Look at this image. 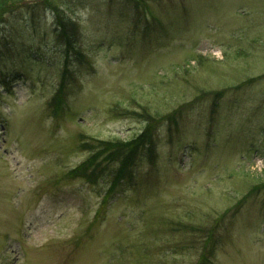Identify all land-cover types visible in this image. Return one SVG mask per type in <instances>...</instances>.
Instances as JSON below:
<instances>
[{"label": "rangeland", "instance_id": "obj_1", "mask_svg": "<svg viewBox=\"0 0 264 264\" xmlns=\"http://www.w3.org/2000/svg\"><path fill=\"white\" fill-rule=\"evenodd\" d=\"M39 1L0 24V264H204L216 223L208 264H264V0H54L67 61ZM178 107L105 204L108 179L65 175Z\"/></svg>", "mask_w": 264, "mask_h": 264}, {"label": "trees", "instance_id": "obj_2", "mask_svg": "<svg viewBox=\"0 0 264 264\" xmlns=\"http://www.w3.org/2000/svg\"><path fill=\"white\" fill-rule=\"evenodd\" d=\"M23 1L25 0H0V24L3 22L5 15H7L8 12H11ZM131 1L138 4V0ZM39 3L50 5L55 12V22L58 27L56 30L59 31V37L65 47L66 61L70 56V50H73L75 54H81V51L76 47L75 42V38H77L78 35L75 19L70 15L67 16L62 14L60 7L54 4V0H40ZM66 72L67 68L64 70V73ZM64 85L65 82L63 80L56 91V94H54L50 101L49 108L55 115L60 114L65 105L63 104L66 101ZM215 93L216 97H219L222 95L223 90H218ZM182 111L183 107H178L164 116H157L149 113L144 128L130 138L114 137L106 139L95 136L88 137L85 141L81 142V146L88 150L89 155L78 165L69 169L65 175L71 178L83 176L92 183H96L100 181V179H108L110 185L103 198L105 204L111 194L114 193L118 184L121 183V180L126 176L129 178L133 176L135 164L137 162L136 159L141 149L147 147L148 157L151 158V160H155L152 143H154L155 128L157 127V124L165 117L177 122L176 118L181 116ZM99 213L100 211L98 214ZM216 224L207 231L209 237L207 241H205L206 244L200 258V263L208 264V253H210L208 245L210 243L211 246L213 239H215L214 228L217 227ZM193 227L197 228L195 226ZM198 229L200 231H205L204 227H198Z\"/></svg>", "mask_w": 264, "mask_h": 264}]
</instances>
